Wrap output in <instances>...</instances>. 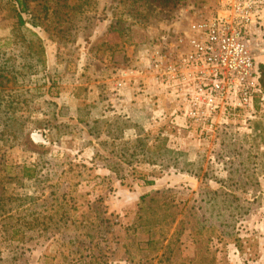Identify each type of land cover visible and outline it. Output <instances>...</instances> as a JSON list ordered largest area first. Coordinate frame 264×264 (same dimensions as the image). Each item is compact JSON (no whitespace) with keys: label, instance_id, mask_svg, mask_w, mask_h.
Here are the masks:
<instances>
[{"label":"rangeland","instance_id":"rangeland-1","mask_svg":"<svg viewBox=\"0 0 264 264\" xmlns=\"http://www.w3.org/2000/svg\"><path fill=\"white\" fill-rule=\"evenodd\" d=\"M10 1L0 0V90L8 100L43 86L20 111L25 131L0 137V197L4 210L27 209L49 229L15 250L0 213V264H264V227L253 218L264 208V102L210 131L172 116L168 101L139 103L136 123L91 120L85 85L80 107L62 113L57 103L65 83L94 79L89 67L99 79L116 75L144 42L211 17L218 0H31L24 16L44 40L50 91L47 77L24 74ZM256 61L264 66V52ZM6 118L0 110V130Z\"/></svg>","mask_w":264,"mask_h":264},{"label":"built area","instance_id":"built-area-1","mask_svg":"<svg viewBox=\"0 0 264 264\" xmlns=\"http://www.w3.org/2000/svg\"><path fill=\"white\" fill-rule=\"evenodd\" d=\"M262 52L264 0H218L211 17L176 23L144 42L133 63L118 69L116 88L147 81L175 105L172 116L210 131L264 102Z\"/></svg>","mask_w":264,"mask_h":264},{"label":"trees","instance_id":"trees-1","mask_svg":"<svg viewBox=\"0 0 264 264\" xmlns=\"http://www.w3.org/2000/svg\"><path fill=\"white\" fill-rule=\"evenodd\" d=\"M30 1L31 0L10 1V14L12 15L14 21L11 41L15 45L14 50L20 54L22 60L25 63L24 68L26 71L24 74L26 76L32 75L39 78L47 77L51 83L49 87L50 91L54 86H56V79H54L52 75L44 76L42 73L46 66V50L44 46V40L38 33L27 27V19L24 16L25 13L30 11ZM44 9L45 12L47 7ZM12 59L14 61L15 67L17 63L15 55ZM7 64L9 65L10 62L8 61ZM7 64L4 63L3 65L8 67ZM6 69L7 68H4V70ZM260 72V83L264 89V66L260 67ZM3 78H7V76L0 73V83L2 82ZM44 81L46 82L45 79ZM42 86L43 85L36 84L35 88L31 87L28 90H25L22 95L18 94V92L10 91L8 92V100H5L7 96L3 97L5 92L0 90V110H4L7 117L6 120L2 122L0 137L8 134L10 138H14L25 131L27 123L20 116V111L22 109H26L30 97H34L41 93L40 90ZM4 101L7 103H4ZM21 105H23V107H20ZM85 122L89 127L91 122L89 120H86ZM32 176L33 174H30L29 177ZM2 189L4 190V188ZM4 196L5 195L3 194L0 197V213L1 215H4V217L0 216V218L2 217V233L4 234L5 239L14 245L13 249L16 248L15 250H19L21 245L27 242L32 237V235H34L32 234L29 236L31 232L41 235L44 231H47L49 227H46L47 225H45L41 220H38V218H29L30 215H28L27 211H25L27 209L24 210L22 208H16L14 212L13 210H4L3 201L6 199ZM26 215H28V217ZM41 225H43V228H40ZM15 259L16 257L11 258V260L14 261ZM18 259L19 257L17 260Z\"/></svg>","mask_w":264,"mask_h":264},{"label":"crops","instance_id":"crops-1","mask_svg":"<svg viewBox=\"0 0 264 264\" xmlns=\"http://www.w3.org/2000/svg\"><path fill=\"white\" fill-rule=\"evenodd\" d=\"M96 54H91V56H89V61L98 62L96 58L98 55L96 56ZM134 54L135 53H132V55ZM57 67L60 68L59 65H57ZM105 70H109V69H105ZM89 71L91 76L94 77V79L91 82L82 83L79 80V78H77L75 80L77 83L74 82L71 84L65 83L63 85L62 89L59 92L60 97L57 99V101H59L57 103L58 104L61 103L60 107H62V113H65V111H68L70 108L73 109L72 104L71 106L69 104L70 102L71 103L76 102V104L79 103L78 104L79 107L80 105H82L80 102L83 101L85 97L80 95L79 88L82 87L83 85L86 86L85 90L88 99H92L93 102L90 112L91 120H97L99 118L106 119L107 117H111V116L113 117L121 116V118L125 119V121H133L134 123H136L133 119L137 118L138 115H140V108L142 106L139 105V103H143V107L150 104L154 105V103L157 106L159 105L162 106L163 104L166 105V101H168L169 104V100H167L166 98L160 96L159 98L157 97L158 96L157 92L152 88L151 84L147 81H143L141 84H133L131 86H126L122 92H119L116 88V82L118 80V76L114 74L113 70L110 71L111 72L110 77H106L104 79H99L100 77L97 78L96 76L99 74L94 72V70H92L90 67H89ZM77 72L81 73V70H77ZM102 84H104V86H102ZM145 108L147 109L150 108V110L153 109L152 106L151 107L148 106ZM72 119H73L72 121H76L79 124H83V121H85L81 115H77V114H73ZM48 131H50V129L47 130L46 128H44V132H48ZM126 134L127 132L125 133V135ZM142 136H143L142 133L136 134L135 139H140ZM120 139L122 140L124 138L121 137ZM108 140L111 141L112 138L108 137ZM253 218L254 221H258L259 223H261V227L262 226L264 227V208L263 210H261V212H257V213L255 212L253 214Z\"/></svg>","mask_w":264,"mask_h":264}]
</instances>
